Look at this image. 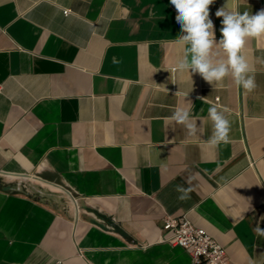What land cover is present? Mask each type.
Masks as SVG:
<instances>
[{"label": "crops", "instance_id": "crops-1", "mask_svg": "<svg viewBox=\"0 0 264 264\" xmlns=\"http://www.w3.org/2000/svg\"><path fill=\"white\" fill-rule=\"evenodd\" d=\"M223 7L256 14L264 0H214L217 42ZM176 15L170 0H0V264H193L163 240L167 216L203 228L230 264H264V37L244 49L253 91L213 87L173 70ZM212 105L230 110L227 144L207 143Z\"/></svg>", "mask_w": 264, "mask_h": 264}, {"label": "clouds", "instance_id": "clouds-1", "mask_svg": "<svg viewBox=\"0 0 264 264\" xmlns=\"http://www.w3.org/2000/svg\"><path fill=\"white\" fill-rule=\"evenodd\" d=\"M177 11L175 17L180 24L183 35H178V43L184 45V53L177 60L174 71H185L190 74H199L213 87L222 85L226 78H231L234 83L251 92L256 87L255 78L250 74L251 67L244 54V49L250 39L264 37V10L256 14L245 11L219 9L215 15L222 17L220 29L221 39L215 38L214 24L209 19V6L214 0H170ZM219 51H222L225 59H216ZM116 63L117 61H113ZM264 63V59L259 60ZM188 95V94H187ZM228 108H218L212 105L208 108V119L211 122L212 132L207 143L218 146L221 143L230 142L231 121L225 113ZM171 119L182 125L190 136L196 135L200 129L195 118L188 108H177ZM191 175L188 182L191 183ZM180 193L179 200L189 197L191 188L177 186ZM256 231L264 235V230L257 226Z\"/></svg>", "mask_w": 264, "mask_h": 264}, {"label": "built area", "instance_id": "built-area-1", "mask_svg": "<svg viewBox=\"0 0 264 264\" xmlns=\"http://www.w3.org/2000/svg\"><path fill=\"white\" fill-rule=\"evenodd\" d=\"M68 14L69 11H64ZM163 240L186 250L193 264H230L228 251L203 228L195 226L187 216H167Z\"/></svg>", "mask_w": 264, "mask_h": 264}, {"label": "rangeland", "instance_id": "rangeland-1", "mask_svg": "<svg viewBox=\"0 0 264 264\" xmlns=\"http://www.w3.org/2000/svg\"><path fill=\"white\" fill-rule=\"evenodd\" d=\"M25 183H28V185H31V189L27 190V192L30 193L31 196H33L36 199H45V198H49V196H45V195H49L51 192L46 191L45 188L43 186H40L39 183L35 180H25Z\"/></svg>", "mask_w": 264, "mask_h": 264}, {"label": "water", "instance_id": "water-1", "mask_svg": "<svg viewBox=\"0 0 264 264\" xmlns=\"http://www.w3.org/2000/svg\"><path fill=\"white\" fill-rule=\"evenodd\" d=\"M18 176H20V177H23V178H34V179H39V180H41L39 177H37V176H31V175H28V174H21V175H18Z\"/></svg>", "mask_w": 264, "mask_h": 264}, {"label": "bare ground", "instance_id": "bare-ground-1", "mask_svg": "<svg viewBox=\"0 0 264 264\" xmlns=\"http://www.w3.org/2000/svg\"><path fill=\"white\" fill-rule=\"evenodd\" d=\"M12 178H13V177H12ZM12 178H11V179H12Z\"/></svg>", "mask_w": 264, "mask_h": 264}]
</instances>
